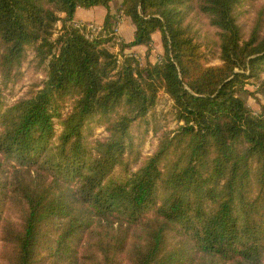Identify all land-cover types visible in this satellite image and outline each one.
<instances>
[{
	"label": "trees",
	"instance_id": "trees-1",
	"mask_svg": "<svg viewBox=\"0 0 264 264\" xmlns=\"http://www.w3.org/2000/svg\"><path fill=\"white\" fill-rule=\"evenodd\" d=\"M114 1L0 0V264H264V102L243 97L264 98V9L245 32L249 0ZM96 5L98 34L74 21ZM30 52L45 79L7 105ZM161 94L178 126L144 156Z\"/></svg>",
	"mask_w": 264,
	"mask_h": 264
},
{
	"label": "rangeland",
	"instance_id": "rangeland-1",
	"mask_svg": "<svg viewBox=\"0 0 264 264\" xmlns=\"http://www.w3.org/2000/svg\"><path fill=\"white\" fill-rule=\"evenodd\" d=\"M119 3H115L114 5L117 7ZM264 9V0H249L245 7H244V14L240 17L239 21L243 26V30L245 32H249L251 29L253 19L256 15V13ZM61 25V23L58 24V27ZM96 26L93 25V28ZM89 30L92 31L94 34H98L101 29L95 28L91 29L88 27ZM211 32L214 30L212 28H209ZM204 45L206 44L207 40H201ZM154 47V45H153ZM209 46H206V52L208 56V61L210 64H220L221 60L216 57V53L213 51H210L211 49H208ZM113 50L115 52L118 51V46L113 47ZM163 53V46L161 47V50L151 52L152 57L159 59V57ZM145 63L144 61H142ZM23 76L22 79L14 84L13 86L10 85L9 88L5 90V100L7 105L13 104L18 98L24 96L31 88L38 87L39 85H42L43 80L45 79V69L43 65H39L38 62L35 60L34 55L32 52L28 53V56L22 66ZM247 88L251 91L254 90V85L248 84ZM243 97L245 98L248 106L255 112H259L262 110V102H264V98L261 95H254L249 92L243 93ZM172 106V100L168 98L166 94H161L159 97V101L156 107V110L153 112L150 116V119L152 121L153 127H151V130L149 132V135L146 139V142L144 143L142 147V154L149 155L152 152L155 151L158 145L159 136L164 131H169L177 128L178 123L176 119L174 118L173 114L170 112ZM154 127L159 128L157 132L154 131ZM94 135L91 137L92 140L95 138H103L108 133L105 131V127L102 125H97L94 128ZM152 214V213H151Z\"/></svg>",
	"mask_w": 264,
	"mask_h": 264
},
{
	"label": "crops",
	"instance_id": "crops-1",
	"mask_svg": "<svg viewBox=\"0 0 264 264\" xmlns=\"http://www.w3.org/2000/svg\"><path fill=\"white\" fill-rule=\"evenodd\" d=\"M120 3L121 0H117L112 2V12L115 10L116 6L114 5L115 3ZM119 5V4H118ZM117 5V6H118ZM107 14V8L103 5H96L90 8H84V7H79L77 8L75 15H74V21L75 23H84L88 26L90 25H95L97 28H100L101 30L103 29V23L105 20ZM117 34L124 40V41H131L134 39V34H135V25L132 22L131 18L129 16L123 15L121 17L120 22L118 23L117 26ZM153 37V49L151 52L154 51H159L161 50L162 41H161V33L160 32H155L152 35ZM133 53L136 54V56L141 60L146 62L147 57H146V52H147V47L145 45H136L130 49ZM148 59L151 62H155L157 58L150 54Z\"/></svg>",
	"mask_w": 264,
	"mask_h": 264
},
{
	"label": "built area",
	"instance_id": "built-area-1",
	"mask_svg": "<svg viewBox=\"0 0 264 264\" xmlns=\"http://www.w3.org/2000/svg\"><path fill=\"white\" fill-rule=\"evenodd\" d=\"M88 27H89V28H91L92 30L96 28V27H95V28H93V25H90V26H88Z\"/></svg>",
	"mask_w": 264,
	"mask_h": 264
}]
</instances>
